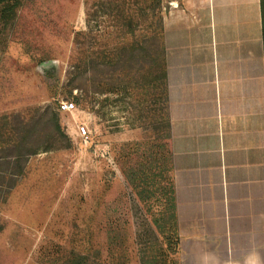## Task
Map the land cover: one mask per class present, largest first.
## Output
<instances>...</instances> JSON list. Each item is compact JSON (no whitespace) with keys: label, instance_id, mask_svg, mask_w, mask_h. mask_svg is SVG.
Wrapping results in <instances>:
<instances>
[{"label":"rangeland","instance_id":"obj_1","mask_svg":"<svg viewBox=\"0 0 264 264\" xmlns=\"http://www.w3.org/2000/svg\"><path fill=\"white\" fill-rule=\"evenodd\" d=\"M174 1L162 0V16ZM95 2L20 0L14 18L0 17V158L7 116L30 118L37 108L57 110L71 140L69 148L30 156L9 197L0 196V264H66L72 252L92 264H140L136 236L144 214L114 159L116 144L148 135L136 102L67 92L76 32L88 33L87 55L114 36L113 21ZM63 100L77 110L60 112ZM82 123L88 142L74 133Z\"/></svg>","mask_w":264,"mask_h":264},{"label":"crops","instance_id":"obj_2","mask_svg":"<svg viewBox=\"0 0 264 264\" xmlns=\"http://www.w3.org/2000/svg\"><path fill=\"white\" fill-rule=\"evenodd\" d=\"M173 4L163 37L180 264H264L260 0ZM6 168L0 158L2 197Z\"/></svg>","mask_w":264,"mask_h":264},{"label":"trees","instance_id":"obj_3","mask_svg":"<svg viewBox=\"0 0 264 264\" xmlns=\"http://www.w3.org/2000/svg\"><path fill=\"white\" fill-rule=\"evenodd\" d=\"M19 2L0 0L3 21L15 17ZM161 2H95L97 12L102 10L113 21L114 36L106 40L103 49L87 55L84 44L88 33L76 32L74 43L80 46L72 59L67 84L71 95L74 89H81L92 94H114L117 100L129 96L136 102V120L145 126L148 135L142 140L116 144L114 159L144 214L136 236L140 264H180ZM260 10L264 51V0H260ZM87 14L90 15L89 9ZM74 99L79 102V96ZM6 124L1 157L10 182L4 200L25 174L30 156L71 146L59 112L52 107L37 108L30 118L7 116ZM66 264L92 263L86 256L72 252Z\"/></svg>","mask_w":264,"mask_h":264},{"label":"built area","instance_id":"obj_4","mask_svg":"<svg viewBox=\"0 0 264 264\" xmlns=\"http://www.w3.org/2000/svg\"><path fill=\"white\" fill-rule=\"evenodd\" d=\"M58 110L63 113L73 114L74 111L77 110V107L73 101L63 100L60 102L58 106ZM74 133H75V136L81 138L82 140L86 142H88V140L90 139V130L88 126L84 123H82L81 125H78Z\"/></svg>","mask_w":264,"mask_h":264}]
</instances>
